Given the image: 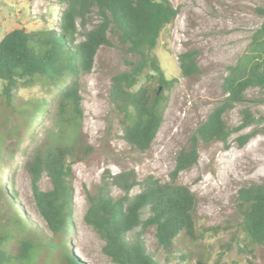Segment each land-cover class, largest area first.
I'll list each match as a JSON object with an SVG mask.
<instances>
[{"label": "rangeland", "instance_id": "374dc122", "mask_svg": "<svg viewBox=\"0 0 264 264\" xmlns=\"http://www.w3.org/2000/svg\"><path fill=\"white\" fill-rule=\"evenodd\" d=\"M171 1L178 14L162 30L154 53L165 76L176 81L166 90L168 102L164 119L150 149L140 152L124 140L122 113L110 99L112 76L129 69L130 62L136 61L138 56L110 33L111 43L98 49L92 70L80 78V139L83 147L88 144L91 148L72 164L73 226L69 228L66 243L76 264H81L78 259L84 264H117L104 253V239L85 221L89 207L87 196L100 188L114 198L125 194L113 178L124 170L132 169L137 181L150 174L162 181L169 180L179 150L188 146L199 123L225 98L223 81L228 68L246 50L254 30L263 21L258 8L264 7V0ZM59 5V0H0V39L15 28L53 27L59 32ZM99 21V15L93 10L88 15L87 27L90 29ZM83 38L79 32L77 40ZM189 49L198 51L201 68V72L192 77L182 76L179 70L178 56ZM146 79L142 75L137 87ZM43 94L40 86L20 89L14 104L20 109ZM54 108L55 101L51 112ZM246 108L255 117L264 115V88L250 87L245 100L225 113L229 126L236 127L243 122ZM25 123L20 112H13L5 99L0 98V139L5 138L11 149L16 150L14 158L0 170V188L8 201L18 211L22 210L20 214H25L32 226L37 227L31 264H68L65 247L54 244L51 231L38 213L32 177L25 162L42 141L52 142L55 136H61L67 142L75 134L74 125L66 127L50 114L39 118L34 123L33 133L28 134L22 131ZM16 130L21 139L18 149ZM254 130L255 134L240 145L238 137ZM178 182L190 186L197 197L196 239L179 236L168 251L158 244L155 226L131 230L129 238H139L161 264H248L249 261L264 264V243H254L246 235L237 209L238 190L252 182H264V120L234 131L227 142H200L198 162L183 170ZM39 185L43 190L53 186L46 174ZM140 189L141 185L136 184L130 195ZM0 205V212L4 213L8 207L4 196ZM148 214L147 209L144 216ZM11 248L16 249L14 244Z\"/></svg>", "mask_w": 264, "mask_h": 264}, {"label": "trees", "instance_id": "16d2710c", "mask_svg": "<svg viewBox=\"0 0 264 264\" xmlns=\"http://www.w3.org/2000/svg\"><path fill=\"white\" fill-rule=\"evenodd\" d=\"M59 2V32L53 27L15 28L0 39V98L5 99L13 112H20L26 119L22 131L28 134L33 133L34 123L39 118L50 114L66 127L74 125L75 134L67 142L61 136H55L52 142H40L25 166L32 177L38 213L52 233L51 240L65 247L68 264H76L66 243L69 228L73 226L72 164L91 148L88 144L83 147L80 139V78L92 70L98 49L111 43L110 33L126 44L129 52L138 56L136 61L130 62L129 69L112 76L110 99L122 113L120 122L124 140L140 152L150 149L164 119L168 102L166 90L176 81V78L165 76L154 49L162 30L174 21L178 9L171 0ZM93 10L100 21L89 29L87 19ZM258 12L263 18L261 25L254 30L246 50L229 66L224 77L225 98L199 123L188 146L179 150L170 179L162 181L150 174L137 181L132 169L124 170L114 174L113 178L125 194L114 198L100 188L87 196L89 207L85 221L104 239L103 251L115 263L161 264L139 238L128 237V232L138 227L143 230L155 226L158 244L168 251L172 250L179 236L196 239L197 197L190 186L178 182L180 173L198 162L200 142H227L234 131L264 120V115L255 117L248 108L243 110V122L236 127L229 126L225 119L227 111L245 100L250 87L264 88V7H259ZM79 32L84 37L81 40H77ZM197 56L196 49L179 54L182 76L192 77L201 72ZM142 75L147 79L137 87ZM34 86L43 89V96L20 109L16 107L14 101L18 91ZM54 101L55 108L51 112ZM14 134L18 136V149L21 146L19 131ZM254 134L255 130L243 133L238 137L239 144L244 145ZM15 152L5 138L0 139V170L14 158ZM44 174L52 182L51 189L43 190L39 185ZM136 184L141 185L140 191L130 195ZM3 193L0 188V199L4 196L8 205L4 213L0 212V264L20 261L31 264L37 227L32 226L31 220L22 212L20 214L22 210L18 211ZM13 193L17 194L15 190ZM237 199L244 232L252 242L264 243V182L242 186ZM147 209L149 214L145 217ZM12 244L16 249L11 248ZM248 264L256 263L249 261Z\"/></svg>", "mask_w": 264, "mask_h": 264}, {"label": "water", "instance_id": "95a60500", "mask_svg": "<svg viewBox=\"0 0 264 264\" xmlns=\"http://www.w3.org/2000/svg\"><path fill=\"white\" fill-rule=\"evenodd\" d=\"M160 89H161V87H160Z\"/></svg>", "mask_w": 264, "mask_h": 264}, {"label": "bare ground", "instance_id": "6f19581e", "mask_svg": "<svg viewBox=\"0 0 264 264\" xmlns=\"http://www.w3.org/2000/svg\"><path fill=\"white\" fill-rule=\"evenodd\" d=\"M196 206V205H195Z\"/></svg>", "mask_w": 264, "mask_h": 264}]
</instances>
